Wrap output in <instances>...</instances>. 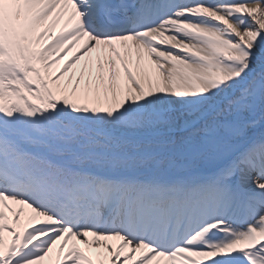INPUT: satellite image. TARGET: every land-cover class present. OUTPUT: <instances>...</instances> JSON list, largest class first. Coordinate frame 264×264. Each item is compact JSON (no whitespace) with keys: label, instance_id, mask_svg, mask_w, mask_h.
Segmentation results:
<instances>
[{"label":"snow or ice","instance_id":"snow-or-ice-1","mask_svg":"<svg viewBox=\"0 0 264 264\" xmlns=\"http://www.w3.org/2000/svg\"><path fill=\"white\" fill-rule=\"evenodd\" d=\"M0 264H264V0H0Z\"/></svg>","mask_w":264,"mask_h":264}]
</instances>
